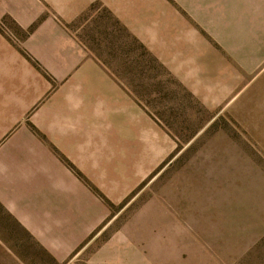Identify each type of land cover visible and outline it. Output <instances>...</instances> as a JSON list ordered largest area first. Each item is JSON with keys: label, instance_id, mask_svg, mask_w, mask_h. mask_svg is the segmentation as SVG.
I'll use <instances>...</instances> for the list:
<instances>
[{"label": "crops", "instance_id": "0c3cea01", "mask_svg": "<svg viewBox=\"0 0 264 264\" xmlns=\"http://www.w3.org/2000/svg\"><path fill=\"white\" fill-rule=\"evenodd\" d=\"M93 6L209 112L264 90V0H0V207L59 262L169 152L138 96L68 30ZM5 18L24 36H5Z\"/></svg>", "mask_w": 264, "mask_h": 264}, {"label": "rangeland", "instance_id": "374dc122", "mask_svg": "<svg viewBox=\"0 0 264 264\" xmlns=\"http://www.w3.org/2000/svg\"><path fill=\"white\" fill-rule=\"evenodd\" d=\"M3 23L9 39L24 36ZM67 28L138 96L169 152L123 199L105 200L106 218L62 262L0 207V264H264V90L209 112L104 9Z\"/></svg>", "mask_w": 264, "mask_h": 264}, {"label": "trees", "instance_id": "16d2710c", "mask_svg": "<svg viewBox=\"0 0 264 264\" xmlns=\"http://www.w3.org/2000/svg\"><path fill=\"white\" fill-rule=\"evenodd\" d=\"M139 47L141 48V50H143L142 47H141L140 45H139ZM143 53L146 54V52H145L144 50H143ZM146 55H147V54H146Z\"/></svg>", "mask_w": 264, "mask_h": 264}]
</instances>
